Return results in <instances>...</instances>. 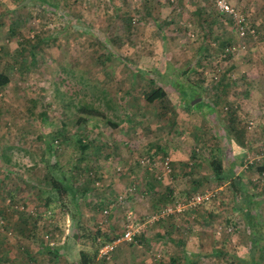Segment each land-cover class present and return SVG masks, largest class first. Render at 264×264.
Wrapping results in <instances>:
<instances>
[{"label": "rangeland", "instance_id": "rangeland-1", "mask_svg": "<svg viewBox=\"0 0 264 264\" xmlns=\"http://www.w3.org/2000/svg\"><path fill=\"white\" fill-rule=\"evenodd\" d=\"M229 1L243 36L214 0H0V264H77L79 248L96 256L121 233L126 207L142 223L206 191L100 264H264V242L251 255L241 201L208 163L242 176L264 233V0ZM156 87L166 96L148 102ZM82 105L113 125H78ZM64 175L78 210L52 186ZM114 194L125 203L109 208Z\"/></svg>", "mask_w": 264, "mask_h": 264}, {"label": "trees", "instance_id": "trees-1", "mask_svg": "<svg viewBox=\"0 0 264 264\" xmlns=\"http://www.w3.org/2000/svg\"><path fill=\"white\" fill-rule=\"evenodd\" d=\"M226 53H228V52H226ZM9 81H10L9 75L7 73H4V72L0 71V90L5 85H7L9 83ZM165 96H166V92L162 88L156 87L151 92H149L148 94L145 95V99L148 102L152 103V102H154L156 100H162ZM78 111L81 113V115L77 116V119H76V123L78 125L86 124L91 119H95V121L102 120V121H104V123H106L109 126L113 125V122L111 121V119L108 118L102 110H100V109H98L96 107H93L91 105H82V106H80L78 108ZM74 146H75V150L80 155H85L86 152L88 151V149L91 147V142L90 141H86V140H84L83 137L79 136V137H76L74 139ZM47 149L49 151H51V146H48ZM54 150L55 149H53V151ZM208 163H209V167L211 169L213 178L216 181H219V182L227 180L228 183H229V186L231 188L232 193L235 196H237L240 199V201H241V207H238L236 209H240L242 211V213H243V210H244L245 217H246V222L248 224V228H249V232H250V244H251L250 245V247H251L250 253H251V255H253L255 251H257V250L260 251V249L262 247V245H260V244L262 242H264V233L261 232L260 228L257 227V215H255V213L251 212V209L249 208V204L246 203L247 206H245V207L243 205L245 201L246 202H252V201L254 202V200L252 198L253 196H251V194L249 193L248 189L246 188V185H245V182H244L242 176L240 174H235L233 172V170H227L226 171L225 168L223 167L222 163H221V159H219L216 155L215 156L212 155L209 158V162ZM50 167L53 169L52 166H50ZM260 170L262 172H264V164L261 166ZM49 173H50V171H49ZM60 174H62V173H60ZM63 177L65 178L64 180H61V182L63 184H60L58 186H54L56 180H52V186L56 190L63 189L66 192H68L69 196H70V200L74 204V208L78 210L79 203L77 202V198H78L77 191L73 189L70 177L68 176V178H67L65 175ZM66 179H67V182H66ZM154 179L158 180L159 178L155 177ZM85 191L86 190H83L82 194L85 193ZM172 193H173L172 189L168 188V194L172 195ZM112 196H113V198L110 199V201H108V204H112L113 202L117 201V199L119 197L118 194H114ZM164 205H162V206H164ZM103 211H104V209H102L101 215L103 214ZM76 213H77V215H79V212H76ZM99 223H101V221ZM139 236L142 237L143 234L141 233V234H139ZM57 247L58 246H55V245L52 244L51 245V249H50L51 252H54V254L58 253L59 252V250H58L59 248H57ZM96 259L97 258L95 256V253H91V252L85 251V250H80L79 251V262H78V264H96ZM196 262H197L196 260L189 261L190 264H196Z\"/></svg>", "mask_w": 264, "mask_h": 264}, {"label": "built area", "instance_id": "built-area-1", "mask_svg": "<svg viewBox=\"0 0 264 264\" xmlns=\"http://www.w3.org/2000/svg\"><path fill=\"white\" fill-rule=\"evenodd\" d=\"M214 4L217 8V10L220 13H227L229 15H232L235 19L236 26L238 29V33L240 36H243L246 31L247 23L245 18L234 11L232 8L229 0H214ZM169 158H165L162 164L165 168V172L169 173L171 171V167L169 166L168 162ZM148 160L145 158L140 160L141 163H147ZM149 162V161H148ZM131 190V189H128ZM214 195L210 191L206 192H196L193 193L190 197L187 198V200L183 203L179 201L178 199H175L172 203L166 204L164 206L159 207L156 209V211L153 212V214H150L146 217V220L142 223L137 221V216L134 214V211L130 209L129 207H126L125 209V219H124V226L122 228V231L120 234L114 236L112 239L107 241H102L99 244L96 258L99 261H105L108 262L109 260H112V256L114 251L116 250L117 246L121 243H137V236L141 233L142 229L145 227V223L151 222L153 220H159L164 219L165 217L172 215L174 213L179 214L182 209L186 207H196L200 204L207 202L210 200V198ZM123 202L125 203V200L122 195H119L117 201L113 202L111 205H109V208L113 206H120L123 205ZM105 214L108 213V209H104L103 211ZM2 223V220H0V224ZM53 244V241H51Z\"/></svg>", "mask_w": 264, "mask_h": 264}, {"label": "crops", "instance_id": "crops-1", "mask_svg": "<svg viewBox=\"0 0 264 264\" xmlns=\"http://www.w3.org/2000/svg\"><path fill=\"white\" fill-rule=\"evenodd\" d=\"M63 243V242H62ZM65 243V242H64ZM63 243V244H64ZM72 248H73V244L71 245V244H67V243H65L63 246H62V250H63V252H65V253H63L64 255V257L65 258H69L68 256H67V254H71V250H72ZM80 250H84V248L82 247V248H79V250H78V256H77V260H76V263L78 264V262H79V251ZM64 258V259H65ZM100 262H102V261H99L98 259H96V264H100ZM68 262H66V260H63V264H67Z\"/></svg>", "mask_w": 264, "mask_h": 264}, {"label": "clouds", "instance_id": "clouds-1", "mask_svg": "<svg viewBox=\"0 0 264 264\" xmlns=\"http://www.w3.org/2000/svg\"><path fill=\"white\" fill-rule=\"evenodd\" d=\"M175 200V199H174ZM166 205V204H165ZM139 236V235H138Z\"/></svg>", "mask_w": 264, "mask_h": 264}]
</instances>
